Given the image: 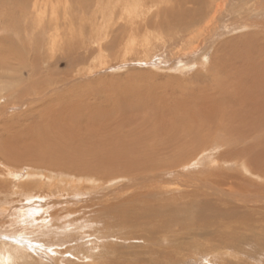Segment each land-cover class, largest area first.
Returning <instances> with one entry per match:
<instances>
[{"label":"rangeland","instance_id":"1","mask_svg":"<svg viewBox=\"0 0 264 264\" xmlns=\"http://www.w3.org/2000/svg\"><path fill=\"white\" fill-rule=\"evenodd\" d=\"M248 1L249 5L241 4L242 0H229L227 2L225 0L224 11L217 16L216 23L203 33L205 41L200 43L194 37L192 39L195 40L187 43L188 37L185 33L187 30L191 31L190 29L194 25L191 23V17L185 18L179 14V11L188 14L187 10H189V12L193 11L191 12L193 14L198 8L204 12L208 0H188V3H183L184 5H179L180 2L176 0L171 2L169 0L143 1L147 5H154H152L153 12H145L147 21L144 19L145 22L143 20L144 23L141 22L139 28L136 26L137 28L132 29L128 22L126 23L128 17L126 16L125 20L122 18L124 15L120 16L125 1L39 0L40 3L35 4V0H15V2L14 0H0V41L2 42L5 38L6 44L12 43L10 45L12 50L6 44L7 48L0 45V83L3 85H0V188L6 190L0 192V203L4 202L5 205L12 207L11 214H2L0 233H5L1 229L4 228L5 223V227L8 228L7 237L16 239V243L17 239L22 237H24L21 239L22 242L27 241V239L36 241L31 229L21 230L19 228L20 225L16 222L19 219L15 218L17 215L13 208L18 209V205L24 203L20 193H24L25 188L28 190L30 182L33 181V185H36L37 189L40 185L39 178L35 177L30 181L26 178L28 172L35 170L37 173L41 172L42 175H49L50 171L44 172V168L47 170L55 167L50 163H42L44 165L42 166L41 162L38 161L41 158L45 159L43 151L46 152L48 149L46 145L53 140L51 131L47 132L49 129L59 130L55 135L60 138L58 144L60 147H56L57 152L52 158L60 159L63 152L68 149L64 152L65 156L79 163L85 161L83 157L88 156L89 161L97 155L95 143L90 141H92L93 133L98 130L91 128L92 126L97 127L98 123L102 122L99 129H102L106 140L108 139L110 143L102 145L109 154L107 160L105 159L101 165H96L94 162L87 165L95 172L85 173L75 169H66L65 172L82 176L95 175L100 179V184L104 182L106 185L115 174L116 176H125L127 179L132 178L131 173L127 171L131 167L129 160L132 159L128 156L126 149L123 148L124 140L137 138L141 143H149L150 139L154 137L146 134L150 132L153 135L154 131L161 133L170 127L173 121H178V117L189 122L193 120V123L201 119V128L211 130L209 127L212 125L231 122L230 110L235 109L233 105L238 104L233 103L230 109L223 108L221 112V108L213 107L217 104V100L222 101L221 98L226 95L245 97L250 92L254 94V97L260 95L263 98L264 13L260 14V12L264 10V0ZM53 3L57 7L55 16L57 15L56 21L58 22H55V16L51 11ZM87 3L88 5H86ZM66 4L70 7L68 8ZM238 4L241 7L235 9L234 6ZM65 7L67 8L65 9ZM229 12L231 14L227 15ZM248 13H251L250 17H255L250 20L244 18ZM67 20H70V22L68 21L70 25H68ZM242 21L259 23L250 28L237 27L243 24ZM59 22H62L63 25H60ZM188 22L191 24L186 28ZM231 22L234 27H230ZM37 23H42L46 27L45 34L47 37L50 38L54 34L58 35L57 44L55 43L53 46L54 49L49 39L44 41L39 39L38 34L44 30L43 25H37ZM202 23L205 22L201 21L199 24ZM182 27L185 28L182 29L184 34L180 33ZM30 31L36 32L32 35V39L26 35V32ZM28 40H31V46ZM8 41L9 43H7ZM69 42L72 46L68 45ZM87 42L88 44H86ZM99 44L103 47L101 48ZM48 46L51 48L49 49ZM31 49H37V54ZM10 52L17 54L12 53V55ZM20 56H23L21 57L23 59H20ZM203 57L208 58V63H204ZM10 61L11 63H9ZM43 62L44 64H42ZM44 68L46 69L44 70ZM217 69L220 71L216 72ZM26 83L30 87L25 86L26 89H22L21 84ZM252 83L256 85V89ZM250 85L252 86L251 89ZM211 116L213 119L219 116L220 122L213 124L205 120L206 117ZM75 133L82 135V141L71 138L72 134ZM210 137L215 141L216 136L210 135ZM202 138H207V133H202L199 139ZM217 139L224 140L220 136ZM197 142L199 145L201 144L198 140ZM84 143L87 145L86 150ZM75 149L79 150L81 161L74 158ZM119 151H124L122 157L112 156ZM4 152L17 155L19 158L11 160L8 165L5 163ZM36 154L40 157L38 158ZM119 158L122 159L117 160ZM91 161H95V157ZM218 166L220 165L218 164ZM221 166H224L223 163ZM7 167L17 171L20 178H13L8 175ZM35 167L39 168L36 169ZM32 168L33 170H31ZM55 175L60 176L61 173ZM63 175L66 176L67 181L73 178L66 174ZM250 179V181L262 183L260 177L253 175L250 176ZM137 180L139 179L137 178ZM183 183L187 185V190H184L187 193L177 195L178 192H176L174 197L165 191L160 193L156 187V182L139 188V194L133 196L132 188L118 189L119 192L116 189L108 194L106 193L110 189L106 188L104 190L92 189L91 192L86 190L84 196L74 198L72 189H70L68 192L73 197L72 200H69L67 195L62 196L60 199L63 200V203L60 205L51 204L48 210L43 207V203L47 202L46 197L42 203L43 206L37 208L38 212L30 209L27 213L28 221H34L43 216V221L48 222V225L50 224L45 229L50 228L55 231L53 234L42 236L43 238L38 236L37 238L41 241L42 239L52 240L51 243L55 245L54 249L57 248L59 241L63 238L64 241H68L60 244V249H73L72 251L76 252L82 250V252L76 256L69 252L63 256L54 253L56 255L53 254L52 258L43 256L44 258L39 260L40 258L37 259V257L41 253L29 249L30 259L25 260V262L21 261L20 264L23 262V264H65L58 257L70 258L68 264H108L110 263L108 259L111 260L110 264L115 262V264H129L133 260L140 264H174L173 261H177L176 264H213V261L217 264H264V249L260 250V258L257 254L259 252L257 247L255 248L252 243L238 242L235 245L247 256L243 253L222 255L221 252L225 250L224 248L218 247V250L211 251L207 247L211 244L217 245L222 240L240 241L243 238L253 239L251 241L256 238L264 243V208L260 206L264 203L237 209L245 212L254 209L255 211L251 213H255L253 223L256 226L247 222L246 224L249 226L245 225L240 220L231 217L222 218L217 213V218H212L209 211H200L204 205L213 206L216 204L218 207H222V202L215 198L214 191H208L210 193L206 196H195L193 195L194 192L199 193L198 188L203 186L204 181L197 182L190 178L184 180ZM44 190L47 191L48 189L44 188ZM201 191L200 193H202ZM42 193V197H45ZM39 202L41 203V200ZM230 202L232 203L229 204L236 205L233 204V201L230 200ZM167 203H170L171 206H167ZM29 204L30 201L27 202V205ZM158 204L161 207L162 205L167 207L160 208ZM229 204L227 207H233ZM133 206H136V209H133ZM111 207L113 214L108 210ZM124 215L139 217L141 220L132 222L129 219H124ZM161 218H167L164 221L168 224L164 227ZM39 223H42L41 219L40 222L29 224V227H35ZM132 223L134 224L132 225ZM57 224L63 227H58L56 230ZM18 231H21V234ZM28 232L31 233L28 234ZM163 235H167L164 240H162ZM196 242H199L198 245H195ZM95 244H97L96 248ZM33 245L31 244L32 247L35 246ZM19 247L21 246L19 245ZM83 253L88 254L91 258H86ZM204 255L208 256L209 259L200 260V257ZM251 256L257 257L258 260ZM53 258H58V260L55 261ZM91 259H94L95 262ZM104 259L107 261L105 262ZM0 264L3 263L0 262Z\"/></svg>","mask_w":264,"mask_h":264},{"label":"bare ground","instance_id":"2","mask_svg":"<svg viewBox=\"0 0 264 264\" xmlns=\"http://www.w3.org/2000/svg\"><path fill=\"white\" fill-rule=\"evenodd\" d=\"M51 1H53V0H51ZM120 1L121 2L125 1L124 5H123V7L121 9L122 12L120 13L121 14L120 16L124 15V17L122 16L123 19H125L126 16L128 17V20L126 21V23L128 22V25L130 26L131 29L132 28H137L136 26H138V28H139V26L142 23H144L145 20L147 21V19L145 17V12H148V13H152L153 12V10H152V5L153 4L147 5V3H143V1H146V0H120ZM171 1L172 0H169V2H171ZM176 1L180 2L179 5H182L183 3L184 4L188 3V0H176ZM224 1L225 0H208L207 6L205 8L206 11H204V12H202L201 9L196 8L195 10H197V11L192 14L191 12H193V11L189 12V10H187L188 9L187 6H186V8H187L186 10H187L188 14L187 13L185 14V13L179 11V14H181V16H185V18L186 17H191V23L194 25L192 27V28H194V30H192V28H191L190 29L191 31L187 30V33H185L187 35V37H188L187 38V41H188L187 43L191 42L192 40H195V39H192L194 37L197 40H199L200 43H203L205 41V38L203 37V35H204L203 33H204V31H207L208 29H210L216 23L217 16L221 12L224 11V9H225ZM227 1H229V0H226V2ZM14 2H15V0H14ZM39 3H40L39 0H35V4H39ZM261 3H262V1H261ZM241 4L249 5L250 3H249L248 0H242ZM47 5H48V3H47ZM86 5H88V3ZM40 7H42V6H40ZM67 7H68V5H67ZM67 7H65V9ZM172 7H173V5L170 7V10L172 9ZM238 7H241L240 4L234 6L235 9L238 8ZM56 8H57L56 4L53 3L51 5V9H52L51 11L53 12L54 16H55V13L57 12ZM41 10H42V8H41ZM261 13H264V10L262 12H260V14ZM230 14H231V12L227 13V15H230ZM250 14L251 13L246 14L244 18H248L250 20L252 17H255V16L250 17ZM56 16H55L54 19H55V22H58V21H56L57 20ZM70 18H72V17H70ZM36 20H37V18H36ZM70 20H67V22L68 21L70 22ZM143 20H144V22H142ZM117 21H119V20H117ZM201 21H204L205 23L199 24ZM239 21H241V20H239ZM224 22H226V21H224ZM232 22H234V21H232ZM232 22L230 23V27H234ZM42 23H37V25H41ZM59 23H60V25H63V24H61L62 22H59ZM191 23L188 22L186 24V28ZM241 23H243V24H240L237 27H239V28H250V27H253V26H257V23H259V22H253V21H250V22L245 21V22H243L242 21ZM125 24H123V25H125ZM53 25H54V23H53ZM68 25H70V23ZM120 26H118V27H120ZM124 27H126V26H124ZM13 28H14V26H13ZM45 28L46 27L43 25V30L44 31L42 30L43 32H41V34H38L39 35V39L42 40V41H44L45 39H49L51 41L52 48L54 49L53 46L55 45L56 40H58L57 39L58 35L54 34V35H51L50 38L47 37V35L45 34V32H46ZM182 29H185V28L182 27L180 29V33H183L184 30H182ZM66 30H68V29H66ZM60 31H62V30H60ZM38 32H40V31H38ZM51 32H52V30H51ZM26 33H27L26 35L30 36V39H32V37H33L32 35H34V33H36V32L35 31H30V32H26ZM125 33H124V36H125ZM35 36H37V35L35 34ZM66 36H67V34H66ZM133 36H135V35H133ZM21 38L23 39V37H21ZM135 38H136V36H135ZM4 39L2 40V42L0 41V45L5 47L8 44H6ZM24 39H26V38H24ZM72 39H74V38H72ZM7 40H8V38H7ZM10 41L13 42V41H15V39H13V41L12 40H10ZM30 41L28 40V42H29V44L31 46V42ZM46 42H47V40H46ZM58 42H60V41H58ZM82 42H83V40H82ZM84 42H85V39H84ZM7 43H9V41ZM134 43H135V41H134ZM11 44L8 45L10 50H12V48L10 47ZM86 44H88V42ZM46 45H47V43H46ZM68 45H71L70 42H69ZM13 46H14V44H13ZM100 46H101V48L103 47L102 45H100ZM41 47H43V46H41ZM6 48H7V46H6ZM48 48H49V46H48ZM21 49H23V48H21ZM28 49H30L29 46H28ZM33 50H35V49H33ZM33 50H32V52L37 54V52H36L37 49L35 51H33ZM10 53L12 54L13 52H10ZM13 54H15V53H13ZM4 55H6V53H4ZM21 57H23V56H20V59H23ZM1 60H2V58H1ZM202 60H204V63H208V58L203 57ZM33 61H34V58H33ZM23 62L25 63L26 61H23ZM9 63H11V61ZM3 64H5V63H3ZM15 64H17V63H15ZM42 64H44V62ZM48 64H49V62H48ZM24 65H23V67H24ZM43 66L44 65H42V67ZM9 69H10V67H9ZM45 69L46 68H44V70ZM37 71L39 72V70H37ZM217 71L219 72L220 70L217 69L216 72ZM0 76H1V74H0ZM247 78H248V76L246 77V79ZM29 79H30V77H29ZM229 80H231V78ZM253 83H255V82H253ZM1 84L2 83H0V85ZM21 85H22V87H21L22 89H26L25 86L27 87L28 83L21 84ZM21 85H19V86H21ZM30 85H31V82H30ZM254 85L255 84H253V87H254ZM1 86H3V85H1ZM28 87H30V86H28ZM32 87H34V86H32ZM32 87H31V89H32ZM249 87L251 89L252 86L250 85ZM254 89H256V85H255ZM34 91L36 92V90H34ZM48 91H49V89H48ZM250 91H253V90H250ZM40 92H41V90H40ZM253 95L254 94H251V92H250L249 95H247L245 97L244 96H240V95H226V96L221 98L222 99V101L220 100L221 102L217 100V104H215L213 107L221 108V112L223 111V108L230 109L231 105L233 103L234 104L238 103V104L236 106L233 105V107L235 109L232 108L230 110V112L232 114L231 122H222V123H220L218 125H212L211 127H209V128H211V130H209L207 128H201L200 125H202V124L200 122L201 119H199V118H198L199 121L193 123L192 119H191L192 122H189L188 120L185 121L182 118L180 119L178 117V119H179L178 121H173L171 123L170 127L166 128L161 133H158V132L156 133V131H154L153 135L150 134V132L148 134H146L147 136L154 137V138L150 139L149 143H147V142H142L141 143V142L138 141L137 138L132 139V140L131 139L124 140L123 143L125 145L123 146V148L126 149V151L128 153V156L132 159V160L128 159L129 161H131V165H130L131 167L129 169H127V171L131 173L132 178L130 177V178L127 179V177H125V176H119V175L116 176V174H115V175H113V177L110 180H108L109 182H107L106 185H104L105 184L104 182H102V184H100V182H101L100 179L97 176H95V175H83L82 176L80 174L79 175H74V174H69V173L65 172L66 169L67 170L68 169H75V170H77L79 172H85V173L86 172H95L94 169H91V168L87 167V165L89 163H91V162H94L96 165H101V163H103V161L105 159L107 160L109 154L102 147V145H107V144H110V143H109L108 139L106 140V137L104 136V132L102 131V129H99L100 126H101L100 123H102V122L98 123L97 127L92 126V128H91V129H94V130H98L96 133H93L92 141H90V142L95 143V147L97 149V155L93 156L89 161H88V156L83 157V159L85 161H82V162H79V163H76V162L68 159L65 156L64 152H66L68 149L63 152L62 157L60 159H56L55 160L54 158H52L57 152L56 151V147L60 143V138L55 135L56 133L59 132V130H57V129H49L47 132L51 131L53 140H52V142L51 141L48 142V145H46V146H48L47 147L48 149L46 150V152L43 151L44 157H45L46 160L41 158L38 161L41 162L40 164H42V163L49 164L50 163V165H54L55 167L47 169V170H46V168H44L45 169V170H43L44 172L45 171L48 172V170L50 171L49 175H46V174L42 175L41 172L37 173V172H35V170L33 172H28L27 175H26V178H28L29 181H30V180H33V178L37 177V178H39L38 180L40 181V185H38V189H37V186L33 185V181L30 182V184L28 186L29 187L28 190L25 188L24 193H20V194H22V196H20V197L24 200L23 201L24 203H22L21 205H18V207H17L18 209L13 208L14 212L17 215L15 218L19 219V221L17 219H15V220H17L16 222H18V225H20L19 228L21 230L22 229L23 230L31 229L36 241H33L29 237V239H31V240L27 239V241H23L22 242L21 239L24 238V237H22V238L20 237L21 239H19V240L17 239V243H16V239H13L11 237H7L6 233L8 231V228L5 227L6 226L5 223H4L5 226L2 224L4 226V228H1V229L3 231H5V233H0V262H2L3 264H18V263L20 264L21 261L25 262V260L30 259L29 249H31L34 252L38 251L39 253H41V255H38V257H37V259L40 258L39 260L43 259L44 258L43 256H48L49 258L50 257L52 258V255L54 253L63 256L65 253L69 252L71 255L76 256L79 252H82V250H78L76 252V251H72L73 249L72 250H70V249H64V250L60 249V244H64L65 241L66 242L68 241V240L64 241L63 238L61 239L62 241L58 240L60 243H58L59 245L57 244L58 246H57L56 249H54V247H55L54 243H51V242H53L52 240H50V239H48V240L46 239L47 241L43 240V239H42V241L39 240V238H37V236L38 237H42V236H45V235L53 234L54 231H55V230L50 229V228L45 229L47 227V225H48V222H44L43 221L44 220V219H42L43 216L40 217L37 220H34V218H32V220H34V221H28L29 216H28L27 213L30 211V209L31 210L33 209L36 212H38L37 208H39L40 206L44 205L43 207H45L48 210V208L51 207L50 206L51 204H58V205L62 204L63 200H61L60 197L66 196V195L69 197V200H72L73 197H71L70 196L71 195L70 192H68V191H70V189H72V194L74 195V198H76L78 196H84L86 194V190H90V192H91L92 189H102V190H104L106 188L110 189L106 194H108L109 192H114V190H116V189L118 191V189H122V188L123 189L132 188L134 193L133 194L131 193V194L133 196V195H136L140 191L139 188H142L143 186H147V185L151 184L152 182H156L157 183L156 187L159 189L160 193H161V191L162 192L165 191L167 193H170L174 197V193L178 192L177 195H180L181 193L185 192L184 190H187V188H186L187 185L185 183H183V181L186 180V179L192 178V179H194L197 182L198 181L199 182L204 181L203 186H200L198 188L199 189V193L197 191H195L193 195H195V196H204L205 195L206 196V195H208L210 193L208 191H211V192L214 191V194H216L215 198H217L218 200H220L222 202V207L221 208L218 207V205H216V204H213V206L204 205V207L202 208V210L200 212L209 211L211 216H212V218H217L216 217V213H217L222 218L231 217L232 219L240 220V222L244 223L245 225H248V224H246V222H247L249 224H252L253 226H256L253 223L255 213H251V212L255 211L254 209L248 210L246 212L237 210V209L242 208L244 206L252 207V206H254V204L260 205V204L264 203V97L261 98L260 95L254 97ZM232 100H234V101H232ZM190 111H192V110H190ZM57 113H59V112H57ZM57 113H55V114H57ZM176 115H179V114H176ZM65 116H67V115H65ZM70 117L71 116L69 115V118ZM197 117H198V115H197ZM229 117H230V114H229ZM55 118H56V116H55ZM151 118H153L152 115H151ZM185 118H187V117L185 116ZM195 119H196V117H195ZM98 120L101 121V119H98ZM205 120H207V121H209L210 123H213V124L220 122L219 116L216 119H213L212 116L211 117H206ZM206 124H207V122H206ZM257 129H258V131H256ZM41 133H42V131H41ZM66 133H67V131H66ZM202 133H207V138L199 139V137H200V135ZM210 135L211 136L212 135L216 136L215 141H214V139H212V137H210ZM86 136H87V134H86ZM219 136L222 137L224 140L222 141V140L217 139ZM71 138H77L78 140H81V138L83 139V137H82V135L80 133L72 134ZM197 140L201 143L200 145L198 144ZM86 142H87V140H86ZM84 146H85V150H86L87 149V145L85 143H84ZM58 147H60V146H58ZM150 148H152V149H150ZM2 151H3V149H2ZM123 153H124V151L123 152L119 151L118 153L112 154V156H114L116 158L117 157H122ZM4 154H5V157H6V162H5L6 164H8V162H10L11 160H16V159L19 158L17 155H13V154H10L8 152H4ZM22 156H24V155H22ZM73 156H74V158L76 160L81 161L78 149L74 150ZM37 157H38V155H37ZM69 157H71V156L69 155ZM94 157H95V161H91ZM47 159H49V161H47ZM120 159H122V158H119L117 160H120ZM123 159H125V158H123ZM125 160H127V159H125ZM20 161H21V158H20ZM222 163H223L224 166H221ZM218 164L220 166H218ZM42 166H44V165L42 164ZM12 167H13V165H12ZM33 168L31 170H33ZM38 168H36V169H38ZM7 173H8V175H10L13 178L14 177L15 178L18 177V179L20 178L18 172L14 171V170H12L10 168H8V172ZM60 173H61L60 176H63L65 178H66V176H64L63 174H66V175L71 176L73 178L67 181V178L65 180V178H63V177L61 178L59 175L58 176L55 175V174H60ZM244 175H250V176L254 175V177H258V178L260 177L262 179V181H261L262 183H260V182L257 183L256 181H250L251 180L250 176L245 177ZM58 177H60V178H58ZM13 178H12V180H13ZM137 178L139 180H137ZM0 183H1V181H0ZM171 183H173V184H171ZM115 186H116V188H115ZM44 188L48 189V190L46 191V190H44ZM63 189H66V191H63ZM200 190H202L201 192L203 194L200 193ZM1 191H6V190L0 188V192ZM143 192L146 193V191H143ZM38 193H39V195H38ZM41 193L44 194L45 197H42ZM185 193H187V192H185ZM23 196H25L26 198L23 197ZM53 196H55L54 198H56V196H57V198L54 199ZM44 198H46L47 202L43 203ZM0 200H1V198H0ZM18 200L20 201V199H18ZM40 200H41V203L39 202ZM133 200H135V199H133ZM230 200L233 201V204H236V205L234 206V205L229 204V203H232V202H230ZM28 201H30L29 205H27ZM88 201H89V199H88ZM130 201H131V199H130ZM140 201H142V200H140ZM42 203H43V205H42ZM37 204H39V205H37ZM228 204L233 206V207H230V206L227 207ZM242 204H244V205H242ZM167 206H171V204L167 203ZM167 206L162 205V207H161V205H159L160 208H165ZM260 206L264 208V204L260 205ZM11 209H12V207H9V206L5 205L4 202H1L0 203V214H1L0 215V220L3 217L2 214H4V213L7 214V215L11 214V211H12ZM133 209H136V206H133ZM108 210L113 214V212L111 211L112 207L109 208ZM51 217H53V215H51ZM48 218H49V216H48ZM92 218H93V216H92ZM40 219L42 220V223L37 224L35 227H29V224H32V223H35V222H40ZM50 219H52V218H50ZM124 219H127V220L129 219V221H132V222H135L137 220L138 221L141 220L139 217H134V216L130 217L128 215L127 216L124 215ZM162 219H163L162 226L164 227L165 225L168 224V222L164 221L167 218H161L160 220H162ZM25 222H28V223H25ZM148 222L151 223V221H148ZM96 223H97V221H96ZM8 224H10V222H8ZM133 224L134 223H132V225ZM48 226H50V224ZM56 226H57L56 230H58V227L59 228L63 227V226H60L58 224ZM168 226H171V225H168ZM70 227H69V229H70ZM11 229H13V228H11ZM20 232L21 231H18V233H20ZM30 233L28 232V234H30ZM100 233L101 232L99 231V234ZM166 236L167 235H163L162 236V240L166 239ZM107 237H109V236H107ZM132 239L135 240V238H132ZM125 240H126V238H125ZM251 240H253V239L243 238L240 241H237V240L223 241L222 240V242L221 243H217V245L216 244H211V246L207 245V247H209L211 251L212 250L216 251L219 248H224L225 250L223 252H221L222 255L227 254V253L232 254V255H234V254L235 255L236 254H242L243 253V254L246 255L245 252L240 251V249H238L235 245L238 242L239 243L240 242H245V243H248V244L252 243V245L255 248L257 247L259 252L258 251H256V252H258L257 253L258 257L261 258L260 250L264 249V243L260 242V240L256 239V238L254 239V241H251ZM77 243H79V242H77ZM198 243L199 242H196L195 245L196 244L198 245ZM31 244H34L36 247L34 245H33L34 247H32ZM116 244H118V243H116ZM122 244H123V242H122ZM16 245H18V246H16ZM19 245L21 247H19ZM96 245L97 244H95V248H96ZM80 247H82V245H80ZM235 250H237V251H235ZM99 252H100V250H99ZM56 254H54V255H56ZM102 254H103V251H102ZM95 255H96V253H95ZM83 256H85L86 258L89 257V255L85 254V253H83ZM169 257H171V256H169ZM251 257L255 258V256H251ZM58 258L61 259L65 264H68V261L70 260V258H68V259H66V258L63 259V257H58ZM58 258H53V259L56 261V260H58ZM89 258H91V257H89ZM34 259H32V260H34ZM203 259L207 260V259H209V257L206 256V255L201 256L200 260H203ZM255 259L258 260L257 257ZM79 261H81V260H79ZM92 261L95 262L94 259ZM106 261L107 260H105V262ZM108 261H110V263H111L110 259H108ZM176 262L177 261H173L174 264H176ZM110 263H108V264H110ZM170 263H171V261H170ZM101 264H104V263H101ZM129 264H140V263H137L135 260H133V261L129 262ZM213 264H217V263L215 261H213Z\"/></svg>","mask_w":264,"mask_h":264}]
</instances>
